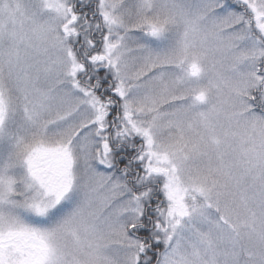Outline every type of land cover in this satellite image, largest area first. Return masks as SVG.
Listing matches in <instances>:
<instances>
[{
	"label": "snow or ice",
	"instance_id": "snow-or-ice-1",
	"mask_svg": "<svg viewBox=\"0 0 264 264\" xmlns=\"http://www.w3.org/2000/svg\"><path fill=\"white\" fill-rule=\"evenodd\" d=\"M0 264H264V0H0Z\"/></svg>",
	"mask_w": 264,
	"mask_h": 264
}]
</instances>
